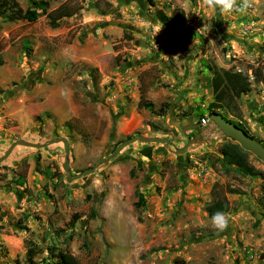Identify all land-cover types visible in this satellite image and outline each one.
<instances>
[{
  "label": "rangeland",
  "instance_id": "rangeland-1",
  "mask_svg": "<svg viewBox=\"0 0 264 264\" xmlns=\"http://www.w3.org/2000/svg\"><path fill=\"white\" fill-rule=\"evenodd\" d=\"M17 1L43 5L33 22L0 14V156L17 139L63 136L75 174L135 134L181 148L182 127L197 120L184 114L206 109L213 70L228 68L251 89L228 92L219 111L264 144V0L231 14L202 0ZM63 3L80 9L51 27L46 14ZM158 11L175 21V35ZM141 96L150 107H138ZM209 129L183 153L135 141L71 181L62 142L15 146L0 161V264H61L59 251L78 264H264V163L248 154L262 175L226 165L228 138ZM147 146L151 158L140 154ZM214 182L237 191L226 193L223 232L207 211Z\"/></svg>",
  "mask_w": 264,
  "mask_h": 264
},
{
  "label": "trees",
  "instance_id": "trees-1",
  "mask_svg": "<svg viewBox=\"0 0 264 264\" xmlns=\"http://www.w3.org/2000/svg\"><path fill=\"white\" fill-rule=\"evenodd\" d=\"M42 3L33 2V6H27L26 8L22 7L17 0H0V14H6V18L10 21L25 19L28 22H33L38 19L41 15V12L38 10L42 7ZM80 9L79 5H69V4H61L58 7L47 12L46 16L48 18V23L51 27L58 26V20L62 17H70L74 15ZM157 18L159 22H161L165 31L169 36H173L176 33V23L175 21L165 13L158 11ZM264 47V40H263ZM255 78L261 73V67L258 65L252 70ZM211 83L213 85V99L208 102L206 109L202 110L200 108H196L194 113L187 112L184 116L189 117L192 115H197V120L204 114L210 115L213 112L221 114L219 109L222 107L220 105L226 98L228 92L235 96H240L241 94L247 93L250 91V81L246 75H243L240 71L233 70L231 68L223 69L220 71L213 70V74L211 77ZM138 107L144 106L146 108L150 107L151 104L143 100L142 96L138 102ZM223 114V113H222ZM221 114V115H222ZM227 118L225 115H222ZM228 119V118H227ZM230 120L232 123L237 126L243 128L247 133L249 131L245 126H243L239 121ZM250 134V133H249ZM251 135V134H250ZM253 136V135H251ZM131 137V136H129ZM128 137V138H129ZM254 137V136H253ZM256 138V137H254ZM257 139V138H256ZM259 140V139H258ZM261 141V140H259ZM262 142V141H261ZM263 144V143H262ZM264 145V144H263ZM250 152L244 150L238 143L228 139L224 141L220 147V154L223 157V161L228 166L236 167V170L239 171L243 175H262L259 170L254 168L248 162V154ZM140 154L151 158L152 150L150 146L142 148L140 150ZM18 184H22L23 178L17 182ZM217 182H214L210 188V203L207 205V211L211 215L216 212H224L227 211L230 207L228 198L226 193L237 192L234 188L224 187ZM35 254L34 247L30 246L27 249V256L31 258ZM56 256L59 259L61 264H78L77 260L73 255L69 254L65 251L56 252Z\"/></svg>",
  "mask_w": 264,
  "mask_h": 264
},
{
  "label": "water",
  "instance_id": "water-1",
  "mask_svg": "<svg viewBox=\"0 0 264 264\" xmlns=\"http://www.w3.org/2000/svg\"><path fill=\"white\" fill-rule=\"evenodd\" d=\"M209 119L211 121V127L212 128L215 127L217 129V130H215V132L213 134L214 137H216L218 135H222V136L238 143L244 150L252 153L253 155H255L258 159H260L264 163V145L262 144L261 141L254 138L249 133H247L243 128L232 123L230 120H228L227 118H225L224 116H222L219 113H216V112L211 113L209 115ZM200 129H201V125H200L199 120L185 124L182 127L181 132L184 135L186 141H185L184 146L181 148L176 147L170 139L165 138V137L135 134V135L127 138L123 142H120L115 147L114 151L111 154L99 159L95 165H93L92 167L87 168L85 170H82L81 172L75 173V174H73L71 172V169L68 165V162H69V142H68V139L66 137H63V136L52 137V138H50L44 142H31V141L24 140V139H17L15 141H13L8 146V148L6 149L4 154H2L0 156V161L5 159L9 155L11 150L17 145L42 148V147H45L51 143L62 142L64 150H65V159H64V162L62 163V168L66 172L65 179L67 181H71L73 179H77V178H80L82 176H85V175L92 173L101 164H103V163L111 160L115 156H117V154L126 145L133 143L135 141H138V140L141 142H145V143H160V142H162V143H165L166 145H172L174 147V150L176 153H183L187 150V148L190 145H193L194 143L199 144L201 142H205V140H206L205 137L201 138L200 140H197V138L199 136L203 135V133L200 131ZM192 130L198 131L197 134H195L194 136H191L188 133V131H192Z\"/></svg>",
  "mask_w": 264,
  "mask_h": 264
},
{
  "label": "clouds",
  "instance_id": "clouds-1",
  "mask_svg": "<svg viewBox=\"0 0 264 264\" xmlns=\"http://www.w3.org/2000/svg\"><path fill=\"white\" fill-rule=\"evenodd\" d=\"M259 3V0H202V6L209 9H219L221 14L246 13L253 4ZM162 26L154 30V37L162 30ZM231 217L226 213L216 212L211 217V226L219 231L223 232L229 227Z\"/></svg>",
  "mask_w": 264,
  "mask_h": 264
},
{
  "label": "built area",
  "instance_id": "built-area-1",
  "mask_svg": "<svg viewBox=\"0 0 264 264\" xmlns=\"http://www.w3.org/2000/svg\"><path fill=\"white\" fill-rule=\"evenodd\" d=\"M199 121H200L201 127L207 129L206 132L210 133V129L209 128L211 127V121L209 119V115L208 114H204L203 116H201L199 118Z\"/></svg>",
  "mask_w": 264,
  "mask_h": 264
},
{
  "label": "flooded vegetation",
  "instance_id": "flooded-vegetation-1",
  "mask_svg": "<svg viewBox=\"0 0 264 264\" xmlns=\"http://www.w3.org/2000/svg\"><path fill=\"white\" fill-rule=\"evenodd\" d=\"M197 132H198V131L195 130V134H197ZM193 136H194V135H193ZM200 137H202V136H199V137L197 138V140H200V139H201Z\"/></svg>",
  "mask_w": 264,
  "mask_h": 264
},
{
  "label": "crops",
  "instance_id": "crops-1",
  "mask_svg": "<svg viewBox=\"0 0 264 264\" xmlns=\"http://www.w3.org/2000/svg\"><path fill=\"white\" fill-rule=\"evenodd\" d=\"M227 118H229V117H227ZM262 134V133H261ZM261 137V136H260ZM259 140H262V139H260L259 137H257Z\"/></svg>",
  "mask_w": 264,
  "mask_h": 264
}]
</instances>
